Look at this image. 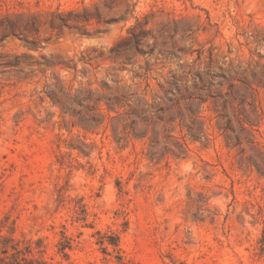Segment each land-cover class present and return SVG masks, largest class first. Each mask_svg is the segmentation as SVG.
Segmentation results:
<instances>
[{
    "label": "rangeland",
    "instance_id": "374dc122",
    "mask_svg": "<svg viewBox=\"0 0 264 264\" xmlns=\"http://www.w3.org/2000/svg\"><path fill=\"white\" fill-rule=\"evenodd\" d=\"M184 71L190 87L210 71L212 95L238 87L236 113L260 134L227 146L212 98L195 100L194 124L180 104L199 141L171 112L143 121L94 101L141 93L145 75L166 108L158 83ZM60 88L71 114L46 95ZM4 239L49 264H264V0H0V258Z\"/></svg>",
    "mask_w": 264,
    "mask_h": 264
},
{
    "label": "trees",
    "instance_id": "16d2710c",
    "mask_svg": "<svg viewBox=\"0 0 264 264\" xmlns=\"http://www.w3.org/2000/svg\"><path fill=\"white\" fill-rule=\"evenodd\" d=\"M134 27L130 28L129 33L131 34V39L134 42H141L142 41V35L145 33V31H140L139 33L134 32ZM87 63V62H85ZM20 63H16V66H19ZM74 73H77V65L74 63L71 67ZM152 70L151 68H146L145 72H149ZM185 73V71H184ZM191 74V71H187L184 76H177L176 74L171 73V78L165 80V84L158 83L159 88L163 91V95L160 97L163 101H166L170 103L171 105L168 107L161 106L156 100L159 98L156 93L151 95L152 101L150 102L148 99H146L147 91L150 89V84L148 81H146L145 75H140L138 77L144 78L145 80V87L140 93L139 90L135 92H131L128 87H123V95L121 96H113V97H103L99 96L97 99H95V102L101 103L104 101L106 108L109 112H115L118 113L119 108H129L126 112L127 115H136L141 120L147 121L148 119L156 116L158 119L163 120V117L161 114L165 113L166 111L171 112L168 119L170 122H180L183 127L186 128V131L189 135V137L192 139V141H199L202 138V129H196L194 130L192 125L186 124L184 122L186 118V114L182 112L181 109V102H188L187 106V112H188V118L191 120V124H194L195 120L194 118L199 113L198 111L193 110V103L195 100H199L198 104V110L199 107L205 102H207L208 98H212L214 102V110L217 113V117L222 120H226L224 127H219V130H222L225 138V144L227 146H230L229 140H230V133L234 136V145L238 146L241 144V135L246 133L253 136L252 130L256 131L258 134L260 132L258 130L252 129L251 127L248 128L246 125L250 126V121L248 119H242L239 117L241 114L236 113V107L235 104L243 105L246 104V99L243 97L242 93L239 92V88L230 83L228 86L227 92H222V90L218 91L216 95H212L210 93V89L213 88L214 83L211 79L213 75L208 72H195L192 75V88L198 90L199 92L205 91L208 93L206 94V98H203L201 96L196 95L195 93L190 92L191 87L188 86V75ZM220 75L223 78H226L227 74L220 73ZM253 77L256 78V73H252ZM238 81L243 85L244 88H250L251 89V83H249L246 80L238 79ZM117 83L120 82V80L116 81ZM260 84V83H258ZM104 86L107 87L106 83H103ZM166 85V86H165ZM263 86V85H262ZM71 88V86H70ZM220 88H222V85H220ZM70 89L68 92L64 90V88H60L59 91L50 90L46 93L47 97L50 99L53 105H56L60 108L63 115L71 114L70 108L66 105V99L70 97ZM76 101L78 104L83 105L86 101L92 100L90 97V91L86 90V93H88V97L83 98H77L80 93H82V90H78L76 92ZM217 100H220V109H218ZM132 103L135 105L132 106ZM228 106L232 109L233 114L236 118V120L239 123V133H236L235 129L233 128L231 122V118L229 117V114L227 112ZM244 109V108H243ZM254 110V111H253ZM252 112H257V106L255 105ZM243 111V110H242ZM88 126H98L103 123V121H99L98 117L96 115H91L89 117ZM132 124H134L132 122ZM133 133L135 136H138L139 138H147L148 137V129L143 130L141 133H137L134 129ZM254 137V136H253ZM247 144H250L252 147L260 145V143L254 139H249L248 137L245 139ZM151 159L154 158V154L150 156ZM7 240L4 239L1 252L4 255L3 258H0V264H49L46 262H37L35 259H30L27 257V254L30 253L27 249L21 250L18 247V244L14 243L10 246L5 245L4 242ZM10 241H14L10 239ZM104 241H101L103 244ZM109 244L113 245L114 247L118 246L117 238L110 237ZM9 248L12 251L9 252ZM61 264V263H56Z\"/></svg>",
    "mask_w": 264,
    "mask_h": 264
}]
</instances>
